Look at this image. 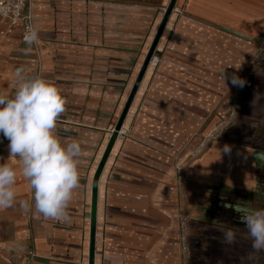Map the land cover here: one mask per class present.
<instances>
[{"label": "crops", "instance_id": "1", "mask_svg": "<svg viewBox=\"0 0 264 264\" xmlns=\"http://www.w3.org/2000/svg\"><path fill=\"white\" fill-rule=\"evenodd\" d=\"M169 2L34 0L39 41L28 54L21 28L0 23V91H13L21 66L55 82L67 101L57 135L83 149L67 222L0 210V264H27L31 249V264H89L92 241L94 264H254L236 209H264V89L253 82L264 69L244 73L264 35V0H178L116 130ZM7 145L0 134V163L18 168ZM16 192L32 198L22 176ZM228 228L232 245L222 243Z\"/></svg>", "mask_w": 264, "mask_h": 264}, {"label": "clouds", "instance_id": "2", "mask_svg": "<svg viewBox=\"0 0 264 264\" xmlns=\"http://www.w3.org/2000/svg\"><path fill=\"white\" fill-rule=\"evenodd\" d=\"M39 31L38 25H27L23 35L25 54L38 43ZM220 75L225 83L224 70ZM231 81L240 87L245 83L235 74ZM66 103L55 82L23 66L13 72V91H0V134L8 141L7 160L19 164L16 168L0 163V210L18 206L22 213L44 221L63 223L70 219L69 206L80 187L78 166L83 149L78 140L65 144L57 135ZM229 150L225 145V153ZM18 176L28 182L31 200L18 199ZM236 211L251 239L248 259L254 260L255 254L264 253V209L238 207ZM236 239L237 232L232 228L223 232L222 243L232 245Z\"/></svg>", "mask_w": 264, "mask_h": 264}, {"label": "built area", "instance_id": "3", "mask_svg": "<svg viewBox=\"0 0 264 264\" xmlns=\"http://www.w3.org/2000/svg\"><path fill=\"white\" fill-rule=\"evenodd\" d=\"M33 2L34 0H0V23H6L8 25L9 31L20 27L22 40L27 25H35L34 16L31 10ZM179 206L180 209L178 211L177 217L180 223V243L182 252L185 255L189 246L188 230L190 224V215L187 211L183 197L179 202ZM35 257L36 253L34 249H31L28 253L27 264H31Z\"/></svg>", "mask_w": 264, "mask_h": 264}, {"label": "water", "instance_id": "4", "mask_svg": "<svg viewBox=\"0 0 264 264\" xmlns=\"http://www.w3.org/2000/svg\"><path fill=\"white\" fill-rule=\"evenodd\" d=\"M177 1L178 0H170V2L168 4V7H167V9L165 11L163 19H162V21H161V23H160V25L158 27V30H157V32H156V34L154 36V39H153V41H152V43L150 45V48L148 50V53H147V55H146V57H145V59L143 61V64L141 66V69L139 71L137 79H136V81H135V83L133 85V88H132V90H131V92L129 94V97L127 99L126 105L124 107V110H123V112L121 114V117L119 119V122L117 124L116 130H119L121 128V126L123 125V122H124L128 112H129L131 104L134 101V98H135V96H136V94H137V92L139 90L141 82H142V80H143V78H144V76H145V74H146V72L148 70V67H149V65H150V63H151V61L153 59V56H154V53L156 51L157 45H158V43H159V41H160V39H161V37H162V35L164 33L166 25H167L172 13H173V10L175 8V5H176ZM91 244H92V251H91V254H90L89 264H94L93 241H92Z\"/></svg>", "mask_w": 264, "mask_h": 264}, {"label": "rangeland", "instance_id": "5", "mask_svg": "<svg viewBox=\"0 0 264 264\" xmlns=\"http://www.w3.org/2000/svg\"><path fill=\"white\" fill-rule=\"evenodd\" d=\"M249 62L246 64V68L244 73L247 75L249 73L255 72H262L264 69V35L261 37V39L258 40V43L256 44V48L253 52V54L250 56ZM259 67L261 69H259ZM255 84L258 85L260 88L259 90L264 89V81L256 82V80H253ZM264 143V141H263ZM247 206L249 205L248 203L246 204ZM246 252L248 253V248H246ZM231 260V259H229ZM246 260H249L248 258ZM256 261H260V259L255 258L254 259V264H258ZM261 264H264V258H261Z\"/></svg>", "mask_w": 264, "mask_h": 264}]
</instances>
